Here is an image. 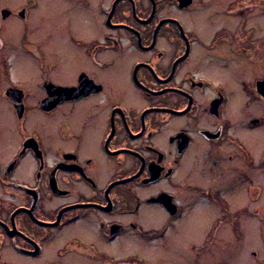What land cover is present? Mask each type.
I'll list each match as a JSON object with an SVG mask.
<instances>
[{
    "label": "flooded vegetation",
    "instance_id": "flooded-vegetation-1",
    "mask_svg": "<svg viewBox=\"0 0 264 264\" xmlns=\"http://www.w3.org/2000/svg\"><path fill=\"white\" fill-rule=\"evenodd\" d=\"M0 1V264H264V0Z\"/></svg>",
    "mask_w": 264,
    "mask_h": 264
},
{
    "label": "rangeland",
    "instance_id": "rangeland-1",
    "mask_svg": "<svg viewBox=\"0 0 264 264\" xmlns=\"http://www.w3.org/2000/svg\"><path fill=\"white\" fill-rule=\"evenodd\" d=\"M15 1V5L16 3H22L24 4L27 0H10ZM34 2V11L37 10L36 5L40 8L44 7V0H32ZM219 4L217 7L221 6V4L223 3V5L225 4L226 0H219L218 1ZM1 4V1H0ZM217 5V4H216ZM215 4H213V6L216 7ZM1 6V5H0ZM1 21V20H0ZM21 25V19L20 17H13V18H9L8 20H6L3 23V27H5V30L8 31V38L12 40L14 44L16 42H18L19 40V34L20 31L17 33V31L19 30ZM5 36L1 35L0 36V42H4L5 43ZM10 42V41H9ZM11 44H8L6 46H4V53L5 54H12L13 52L11 51ZM19 61V60H18ZM18 64H21V61L18 62ZM7 101L3 98L0 97V104L2 106L7 105ZM159 224L154 223V228L157 227ZM173 227H168L166 229V232L164 234V239L160 238L157 240H154V247H152L151 245L149 247L146 248V254L149 258H153L154 259V264H182L181 263V258L179 259V263H175L174 261L171 262V259L174 258V254H178L179 252H175L174 249H178L180 248V251L183 253L186 248H187V241H184V234L182 229H178L175 225H177L176 223L173 224ZM183 229L187 230L188 229L184 226L183 224ZM135 247H130L129 249L132 250ZM180 256V255H179ZM177 257V256H176Z\"/></svg>",
    "mask_w": 264,
    "mask_h": 264
},
{
    "label": "bare ground",
    "instance_id": "bare-ground-1",
    "mask_svg": "<svg viewBox=\"0 0 264 264\" xmlns=\"http://www.w3.org/2000/svg\"><path fill=\"white\" fill-rule=\"evenodd\" d=\"M211 212V209L206 205L199 207L198 212L195 214L196 216L188 225V234L194 235L198 231L200 223H202V218Z\"/></svg>",
    "mask_w": 264,
    "mask_h": 264
},
{
    "label": "water",
    "instance_id": "water-1",
    "mask_svg": "<svg viewBox=\"0 0 264 264\" xmlns=\"http://www.w3.org/2000/svg\"><path fill=\"white\" fill-rule=\"evenodd\" d=\"M5 13H7V12H4V11H3V15H5Z\"/></svg>",
    "mask_w": 264,
    "mask_h": 264
}]
</instances>
